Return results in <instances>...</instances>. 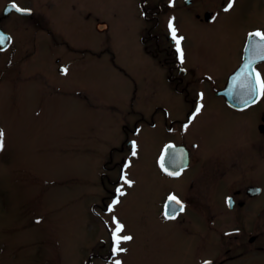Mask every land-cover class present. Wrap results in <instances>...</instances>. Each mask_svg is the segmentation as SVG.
<instances>
[{"label": "rangeland", "instance_id": "rangeland-1", "mask_svg": "<svg viewBox=\"0 0 264 264\" xmlns=\"http://www.w3.org/2000/svg\"><path fill=\"white\" fill-rule=\"evenodd\" d=\"M6 1L0 0V21L17 34L18 51L0 52V129L5 133L0 151V264H115L117 260L151 264L150 248L141 250V243L150 242L154 221L150 206L159 179L152 157L166 134L141 118H150L159 105L179 117L187 105L172 88L167 71L157 63L153 66L140 50L133 31L139 21L137 6L135 10L132 6L137 0H18L33 7V17L44 28L32 32L25 27L21 35L14 23L31 25V17L5 15ZM99 17L110 24L106 33L96 29ZM185 28L188 52L193 47L200 52L187 55L189 64L222 75L227 41L220 37L203 41ZM49 29L56 35L50 36ZM62 38L74 43L83 40L99 51L111 47L114 61L108 50L100 56L66 55L61 52ZM58 56L61 61L70 59L67 73L59 71ZM116 63H124L131 77ZM209 102L207 114L212 116L198 137L203 157L173 181L176 185L194 175L206 163L204 155L220 144L221 135L228 134L217 128L220 118L233 126L238 121V115L227 108L223 111L218 101L209 98ZM137 122L140 148L135 156L131 153L135 185L115 210L101 212L102 219L100 207L92 210L104 192L102 164L113 145L122 141L123 126ZM114 218L124 225L119 235L132 239L121 241L125 251L113 259L92 256L93 252L106 254L100 244L113 240Z\"/></svg>", "mask_w": 264, "mask_h": 264}, {"label": "flooded vegetation", "instance_id": "flooded-vegetation-1", "mask_svg": "<svg viewBox=\"0 0 264 264\" xmlns=\"http://www.w3.org/2000/svg\"><path fill=\"white\" fill-rule=\"evenodd\" d=\"M9 1L22 9L31 10V14L15 10L5 14L31 17V25L19 26L14 23L20 35L25 27L27 31L43 32L42 21L33 17V7L23 5L18 0ZM228 2L137 0L132 5L134 10L137 6L139 21L132 28L136 31L140 50L153 61V66L157 63L167 71L172 88L184 96L187 105L185 113L179 117L173 115L165 105H159L150 118H141L153 128L159 126L164 129L166 134V139L158 142L152 157L151 165L159 179L153 187L152 209L150 206L154 218L150 227V242L141 243V250L150 248L151 264H204L205 261L211 264H264V93L251 91L247 75L249 69L244 67L249 58L255 55L249 47L251 40L259 41V37L250 39L249 33L257 30L264 32V0H235L233 7L225 11ZM170 22L176 29L177 38L183 37L180 52L169 27ZM185 27L203 41L218 37L227 41L222 62L228 61L226 64L220 63L226 68L222 75L216 77L210 70L199 71L189 64L187 55H198L200 52L195 51L194 47L188 52L190 45L186 44L188 31ZM4 29L11 35V42L5 51L12 49L17 53V34ZM96 29L106 33L110 24L99 17L96 19ZM48 32L50 36L56 35L51 29ZM62 40L61 46L65 47L61 52L66 55L79 52L78 56L89 53L100 56L108 50L114 61L115 52L111 47L99 51L84 44L83 40L76 43L65 38ZM221 49L219 46L218 50ZM61 58L58 56L56 59L59 71L67 73L70 59L61 61ZM116 65L131 77L124 63ZM251 68L264 79V60L254 59ZM209 98L223 105V111L227 108L231 113H236L238 121L233 126L225 117L220 118L217 128L221 126V133L228 134L221 135L220 144L204 155L206 163L197 168L194 175L176 185L173 181L185 176L189 168L203 157L199 152L198 137L207 125V118L212 116L207 114L212 103ZM197 107H200L199 113H196ZM122 131V141L113 145L102 164L104 192L101 201L92 206L95 212L100 207L102 219L104 215L101 212L108 214L115 210L121 204V197L128 194L136 181L131 153L133 141L135 150L140 148L138 138L141 127L137 122L133 126L124 125ZM177 171L179 175L168 174ZM122 176L132 181L131 185L124 183ZM118 188L123 195L117 192ZM170 195L181 201L184 206L182 212L178 211V205L169 202ZM229 197L232 198L231 206L226 202ZM174 209L175 219L166 218L165 213L171 215ZM100 246L105 248L106 254L93 252L92 256L113 259L121 253L113 252V240Z\"/></svg>", "mask_w": 264, "mask_h": 264}, {"label": "snow or ice", "instance_id": "snow-or-ice-1", "mask_svg": "<svg viewBox=\"0 0 264 264\" xmlns=\"http://www.w3.org/2000/svg\"><path fill=\"white\" fill-rule=\"evenodd\" d=\"M234 2H235V0H229V2L227 3V6L225 7L224 10L225 11L230 10L233 7ZM7 7L9 10L14 9L16 12H19V13L31 14V10L22 9V8L18 7L15 3H11ZM169 27L172 30L173 39L176 41L177 51L180 52L181 51L180 50V41L183 39V37L177 38L176 29L172 26L171 22L169 24ZM249 37H250V39L254 38V37H259V41L251 40L249 47L255 53V55L253 57L249 58L248 63H246L244 65V67L246 69H249L247 75H248V78L250 81L251 91L253 93H256L257 90H259L261 93H264V79L260 78V74L255 72L254 68H251V64H252L254 59L264 60V32L257 30L255 32L249 33ZM10 39H11V37H8L3 32H0V45L4 44L5 40H10ZM181 60H183V53L182 52H181ZM63 71L67 72V69H64ZM253 102H255V101L253 100ZM200 107H202V106H200ZM200 107L196 108V113H199ZM185 127H187V125H185ZM4 136H5L4 131L2 129H0V151H3L4 147H5ZM169 147H171V145H169ZM132 155L133 156L136 155L135 141H133ZM125 167H127V165H125ZM161 167H163V164H161ZM165 171H167V170L165 169ZM168 174L169 175H179L180 173L177 171V172H170ZM122 179L124 180V183L131 185L132 181L128 180L125 176H122ZM117 192L120 193L121 195H123V193L121 192V190L119 188L117 189ZM168 200L170 203H174L175 205L179 206L178 211L182 212L184 210L183 204L181 203V201L179 199H177L176 196L170 195L168 197ZM226 202L229 204V206H231L232 198L231 197L227 198ZM113 203H118V201H113ZM166 207H168V206L166 205ZM109 210L111 211V207L109 208ZM165 216L168 219H175L176 210L174 209L173 213L171 215H169L166 212ZM114 221H115V218H114ZM115 224H116V226H115V229L113 230V242H114L113 252L114 253L115 252H123V251H125V249L120 247L121 241L131 240L132 237L127 236V235H124V236L119 235V233H121L123 231L124 225L120 224L118 221H115ZM115 264H121V262L119 260H117V261H115ZM204 264H211V262L205 261Z\"/></svg>", "mask_w": 264, "mask_h": 264}, {"label": "bare ground", "instance_id": "bare-ground-1", "mask_svg": "<svg viewBox=\"0 0 264 264\" xmlns=\"http://www.w3.org/2000/svg\"><path fill=\"white\" fill-rule=\"evenodd\" d=\"M11 3H13V1H9V0H7V1L4 3V5H3V13H4L6 10H7V11H12V10H14V9L9 10L8 7H7V6H8L9 4H11ZM0 28L2 29L1 32L4 31V32L7 33L8 35H10V33H9L8 31H6V30L4 29V27H2L1 25H0ZM4 32H3V33H4ZM5 33H4V34H5ZM7 34H5V35L8 36ZM10 36H11V35H10ZM8 37H9V36H8ZM5 41L8 42L9 40H5ZM9 42H11V39H10ZM9 42H8V43H9ZM9 44H10V43H9ZM8 47H9V45H8L7 47H3V46L1 45V46H0V52H1V53L5 52V50H6Z\"/></svg>", "mask_w": 264, "mask_h": 264}, {"label": "water", "instance_id": "water-1", "mask_svg": "<svg viewBox=\"0 0 264 264\" xmlns=\"http://www.w3.org/2000/svg\"><path fill=\"white\" fill-rule=\"evenodd\" d=\"M8 12H9V11L6 10V11L4 12V14H7ZM102 25H103V24H102ZM103 27H104V26H101V28H103ZM1 30H2V29L0 28V32H1ZM3 32H4V31H3ZM4 33H5V32H4ZM5 34H7V33H5ZM7 35H8V34H7ZM8 36L10 37V35H8ZM9 41H10V40H9ZM9 41H8V42H9ZM8 42L5 41L4 44H2V46H3V47H7V46L9 45V43H10V42H9V43H8ZM0 46H1V45H0Z\"/></svg>", "mask_w": 264, "mask_h": 264}]
</instances>
